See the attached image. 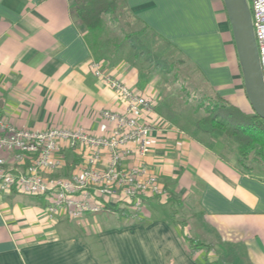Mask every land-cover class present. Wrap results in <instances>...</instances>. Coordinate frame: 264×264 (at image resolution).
<instances>
[{"label": "crops", "instance_id": "obj_1", "mask_svg": "<svg viewBox=\"0 0 264 264\" xmlns=\"http://www.w3.org/2000/svg\"><path fill=\"white\" fill-rule=\"evenodd\" d=\"M127 2L132 19L176 51L207 88L249 107L223 0ZM73 9V0H0V116L16 127L103 134L109 125L100 110L122 107V97L90 70L92 53ZM121 49L105 54L101 66L152 100L154 145L146 161L167 197L148 199L139 219L108 225L86 215L70 228L68 218L45 220L44 196L3 195L0 264H240L231 254L239 247L247 264H264V177L242 169L219 138L198 133L181 113L162 107L159 86L142 83ZM64 156L66 170L83 160L79 150ZM136 164L132 157L125 161ZM187 212L191 220L179 216ZM185 236L209 246L190 248ZM219 249L229 251L223 263Z\"/></svg>", "mask_w": 264, "mask_h": 264}, {"label": "built area", "instance_id": "obj_2", "mask_svg": "<svg viewBox=\"0 0 264 264\" xmlns=\"http://www.w3.org/2000/svg\"><path fill=\"white\" fill-rule=\"evenodd\" d=\"M264 82V0H247ZM92 60L90 70L123 99L120 109L103 108L109 125L103 134L81 128H19L0 116V197L12 192L44 196L46 221L76 219L87 214L124 209L139 219L146 201L164 200L167 191L146 161L154 145L152 100ZM79 150L83 160L65 169L64 153ZM136 165H125L128 158Z\"/></svg>", "mask_w": 264, "mask_h": 264}, {"label": "rangeland", "instance_id": "obj_3", "mask_svg": "<svg viewBox=\"0 0 264 264\" xmlns=\"http://www.w3.org/2000/svg\"><path fill=\"white\" fill-rule=\"evenodd\" d=\"M128 20L131 22V26L125 27V23ZM105 21L107 24L105 27V43L109 44L105 50V54L108 56L113 50H116L115 47L121 44V56L123 55L130 59V63L138 68L141 82H152V84L156 83V85L159 86L158 91L163 94L162 98L164 104L162 107H168L174 112L181 113L182 116L187 119L186 124L192 127L193 123L189 119H195L204 114L202 110L195 111L198 102H200L203 97L205 98V95L211 93V90L207 88L200 75L190 64H187L176 51L156 37V35L142 28L140 24L135 23L129 12L126 17L106 16ZM135 30H139L138 33H135L137 35L133 34L128 41H124L126 33ZM140 42H143L144 46L140 45ZM230 101L237 102L235 98H231ZM249 164L253 166L252 173L264 177V163L252 161L249 162ZM26 197V195H22L21 193L16 194L17 199L23 200ZM29 198L32 199L33 197ZM27 200L30 201L28 198ZM160 208L161 210L165 209V211L167 209L169 212L168 206H160ZM118 213V211H105L97 214H87V216L95 215L94 217H102L106 221L105 224L108 225L124 223L129 219L128 216L130 217L124 210L120 216ZM188 213L189 212L186 214L180 213L179 216L184 217L187 215L185 216L186 219L191 220L188 217ZM68 220L69 222L64 224L72 228L71 225L80 223L83 217ZM184 232H186L185 235L192 234L191 228H185ZM210 234L213 237L214 233L211 232ZM94 241L91 235L90 242L92 246L95 247ZM235 252L236 256H234L233 252L231 253L234 259L238 262H242L240 264H247L244 258V249L239 247ZM228 253L229 251L221 252L219 249L218 260L223 263V257H226ZM214 258L217 259L216 257Z\"/></svg>", "mask_w": 264, "mask_h": 264}, {"label": "trees", "instance_id": "obj_4", "mask_svg": "<svg viewBox=\"0 0 264 264\" xmlns=\"http://www.w3.org/2000/svg\"><path fill=\"white\" fill-rule=\"evenodd\" d=\"M73 2L75 22L85 30L84 37L93 59L98 61L104 59L105 50L109 45L105 43L107 25L105 17H126L129 12L127 0H73ZM133 19L135 23H142L139 18ZM130 23L128 20L125 27H130ZM143 28L146 29V26L144 25ZM138 32L139 30L127 32L124 41H128ZM140 43L144 46L143 42ZM120 47L121 44L115 47L116 50L113 52L118 51ZM199 110L204 114L189 119L194 129L203 135L219 138L224 149L236 154L237 162L242 169L252 171L253 166L249 164L252 161L264 163V119L251 105L243 108L211 90L210 94L205 95V98L198 102L195 111ZM123 210L119 206L112 209L114 212L118 211L120 215ZM184 239L190 248L209 246L190 236H185ZM207 264H217V262L209 260Z\"/></svg>", "mask_w": 264, "mask_h": 264}, {"label": "water", "instance_id": "obj_5", "mask_svg": "<svg viewBox=\"0 0 264 264\" xmlns=\"http://www.w3.org/2000/svg\"><path fill=\"white\" fill-rule=\"evenodd\" d=\"M230 23L246 96L264 119V82L247 0H223Z\"/></svg>", "mask_w": 264, "mask_h": 264}]
</instances>
